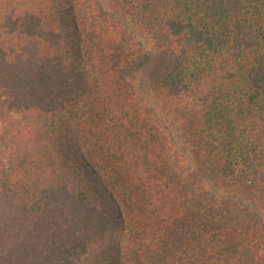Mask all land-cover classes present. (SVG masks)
I'll return each mask as SVG.
<instances>
[{
    "label": "trees",
    "instance_id": "16d2710c",
    "mask_svg": "<svg viewBox=\"0 0 264 264\" xmlns=\"http://www.w3.org/2000/svg\"><path fill=\"white\" fill-rule=\"evenodd\" d=\"M0 116V264H264V0H2Z\"/></svg>",
    "mask_w": 264,
    "mask_h": 264
},
{
    "label": "rangeland",
    "instance_id": "374dc122",
    "mask_svg": "<svg viewBox=\"0 0 264 264\" xmlns=\"http://www.w3.org/2000/svg\"><path fill=\"white\" fill-rule=\"evenodd\" d=\"M1 1L2 0H0V3H1ZM11 117H12V115H11ZM8 120H10V118H8V116H0V139H2V140H0V147L1 146L3 147V143H5V140L3 139L4 138L3 130H4V127L7 126Z\"/></svg>",
    "mask_w": 264,
    "mask_h": 264
}]
</instances>
